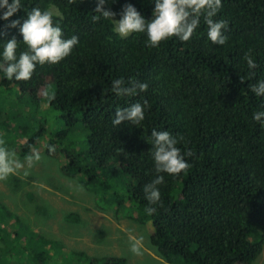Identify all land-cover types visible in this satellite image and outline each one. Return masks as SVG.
<instances>
[{"label":"trees","instance_id":"16d2710c","mask_svg":"<svg viewBox=\"0 0 264 264\" xmlns=\"http://www.w3.org/2000/svg\"><path fill=\"white\" fill-rule=\"evenodd\" d=\"M21 4L9 20L0 19V62L3 43L13 36L17 56L27 50L19 25H9L13 20L22 23L33 7L51 11L65 39L79 38L68 57L55 65H37L28 81L7 80L0 72L1 87L15 86L38 103V89L49 80L54 83L55 99L47 103L63 125L48 133L47 152V145L61 144L77 122L83 125L87 135L80 151L61 146L66 157L63 172L70 179L81 175L86 189L109 190L110 206L149 226L150 246L169 264L252 263L264 244V127L252 118L264 111V96L250 90V85L264 80V0H222L214 19L228 22L223 46L208 39L201 17L189 41L173 37L155 48L146 46L144 33L122 38L111 20L93 22L92 16L99 15L93 11L96 0ZM125 4L133 5L145 20L152 18L154 0H106L103 8L117 13L113 19L119 20ZM250 49L259 65L253 78L244 60ZM121 78L139 80L148 88L117 97L109 89ZM145 100V119L137 127L128 122L113 126L117 109ZM153 129L183 136L177 146L195 155L185 157L190 164L186 173L162 174V206L157 204V212L148 216L143 189L157 175L151 155ZM43 132L47 133L41 125L22 143V153ZM82 256L84 264L122 263L79 252L63 264L82 261ZM31 263L62 264L46 257Z\"/></svg>","mask_w":264,"mask_h":264},{"label":"rangeland","instance_id":"374dc122","mask_svg":"<svg viewBox=\"0 0 264 264\" xmlns=\"http://www.w3.org/2000/svg\"><path fill=\"white\" fill-rule=\"evenodd\" d=\"M51 10L57 13L55 7ZM45 89L53 92L52 80L38 89V103L15 86H0V138L21 160L30 152L22 153V143L41 125L47 132L32 145L42 160L30 174L0 182V264H32L43 257L63 264L64 260L71 261L72 253L79 252L88 258L122 259L121 264H169L150 246L149 226L110 206L109 190L86 189L81 175L70 179L63 172L66 157L61 146L80 151L86 138L80 122L59 140L61 144L55 145L54 153L45 150L48 133L63 125L57 111L42 97ZM77 185L83 190H77ZM140 236L145 238L143 254L137 256L130 251V242ZM73 264H84L83 256ZM250 264H264V244Z\"/></svg>","mask_w":264,"mask_h":264},{"label":"clouds","instance_id":"9594fccd","mask_svg":"<svg viewBox=\"0 0 264 264\" xmlns=\"http://www.w3.org/2000/svg\"><path fill=\"white\" fill-rule=\"evenodd\" d=\"M109 3L112 0H108ZM69 3H76V0H69ZM106 0H96V8L92 21L97 22L101 18L111 20L115 32L122 38H126L133 33H144L147 36L146 46L158 47L161 42L173 37L182 42L189 41L200 26L201 17L207 26V37L214 44L223 46L227 43L228 22L225 20L214 19L222 8V0H154L152 18H145L131 4H125L120 12V19L113 17L117 13L111 10H104ZM21 0H0V19L9 20L14 14L21 10ZM19 25V34L27 50L22 51L17 56L18 41L15 36L3 43L2 62H0V72L7 80L28 81L36 71L37 65H55L68 57L73 48L79 43V38L73 35L71 38H64L63 30L58 24L53 22V13L48 10H41L33 7L27 13L26 19L21 23L13 20L9 27L15 28ZM249 78L255 76V70L259 67L252 56L250 49L244 55ZM243 82V81H241ZM147 83L139 80L114 79L109 91L117 97H131L146 91ZM250 90L256 96H264V80H259L250 85ZM42 97L49 103L55 99V95L48 89L42 92ZM148 102L143 104L137 102L129 107L117 109L115 111L112 124L119 126L122 122L138 126L145 119V110ZM253 120L264 127V111L253 114ZM152 138V159L154 170L157 174L155 179L144 185L145 198L148 201L144 212L152 216L157 212V204L162 206L161 192L159 186L164 184V175L179 176L186 173L190 168L189 162L185 157H193L195 153L191 150L182 152L177 145L183 140V136H174L166 130L151 132ZM48 152L54 153L55 146L47 145ZM42 160L41 153L34 147H30V152L23 160L17 155L15 150L8 147L5 139L0 138V182L7 181L10 176L22 175L27 177L30 169ZM71 186V182H70ZM77 190H83L82 186L77 185ZM144 237L133 238L130 242V251L134 255L143 254Z\"/></svg>","mask_w":264,"mask_h":264}]
</instances>
